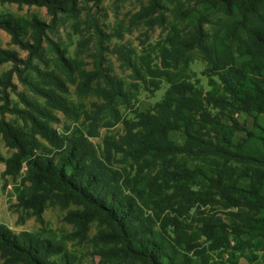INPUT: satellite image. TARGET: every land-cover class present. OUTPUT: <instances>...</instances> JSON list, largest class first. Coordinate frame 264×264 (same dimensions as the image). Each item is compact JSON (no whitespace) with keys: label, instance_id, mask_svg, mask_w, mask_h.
I'll return each instance as SVG.
<instances>
[{"label":"trees","instance_id":"1","mask_svg":"<svg viewBox=\"0 0 264 264\" xmlns=\"http://www.w3.org/2000/svg\"><path fill=\"white\" fill-rule=\"evenodd\" d=\"M99 2L0 0L45 7L50 16L45 24L0 15L10 42L26 51L20 58L0 47V65L12 64L0 76V137L12 150L7 158L0 155V177L19 178L18 206L39 222L48 206H72L65 220L76 239L96 224L91 244L99 264H194L196 258L205 264L208 251H226L231 243L246 257H264V15L248 3L231 9L234 0H146L131 23L158 13L162 24L167 11L172 25L158 47V65L141 57L144 68L132 64V70L137 79L144 70L167 88L151 108L122 118L118 106L131 99L121 82L100 62L87 70L84 62L65 57L47 36L58 16L78 22L91 11L89 3L96 8ZM85 20L92 26V18ZM191 52L206 66L207 90L184 74ZM47 53L54 55V69L40 70ZM14 75L32 93L18 94L22 108L10 105L7 95L16 88ZM68 85L77 98L100 101L80 110L66 98ZM6 112L21 124L6 121ZM57 113L81 120L84 133L69 126L59 133L52 126ZM238 113L250 125L237 122ZM117 123L122 133L103 137L98 152L89 138ZM0 260L78 264L61 243L2 224Z\"/></svg>","mask_w":264,"mask_h":264},{"label":"rangeland","instance_id":"2","mask_svg":"<svg viewBox=\"0 0 264 264\" xmlns=\"http://www.w3.org/2000/svg\"><path fill=\"white\" fill-rule=\"evenodd\" d=\"M234 2V5L231 4V9L236 6L246 7L248 3L264 15V2L257 0H234ZM145 4L146 0H100L98 6L94 8L89 3L87 6H90L91 11L87 15L83 11L78 22L65 16H58L52 31L47 32L48 38L56 43L59 49L65 50V57L77 58L84 62V68L87 70H93L95 68L94 63L100 62L110 75L121 82L127 97L131 99L127 106H118L122 118H132L134 111H144L151 108L154 103L161 99L167 88V84L164 81L150 80L144 70H141L142 78L137 79L132 70V64H138V66L144 68L141 63V57H145L146 63L151 67L158 65L156 56L158 47L170 33L169 30L172 25V18L167 11L163 12L165 21L162 24H159L157 20L158 13L150 14L149 17L139 23H131V14L138 12L140 6ZM198 8L200 9L202 6ZM0 15H9L26 20L36 18L45 24L50 22V16L47 14L45 7L0 3ZM86 18H92V26L90 20L86 21ZM192 22H194V18ZM95 26L100 33L95 30ZM0 47L16 51L20 58L26 57V51H21L16 45L12 44L10 36L1 28ZM43 47L46 48V44H43ZM44 60L46 61V66L40 64L39 69L53 70L54 55L47 53ZM32 62L35 64L36 60ZM127 64L131 66L128 67L129 65ZM11 67V63L0 65V76ZM25 73H28V70ZM184 74L189 81L196 82L197 86L203 90L208 89L209 74L204 62L199 59L196 52L189 53ZM12 82L16 88L11 91L7 90L10 105H17L22 108L18 94L32 95V93L18 81L15 75L12 77ZM151 82H156L158 87L155 88ZM68 89L69 93L66 98L75 106L79 105L80 110H89L90 102L100 101L94 96L79 99L74 94L73 85H68ZM38 99L40 100V98ZM233 117L241 125H250V119L242 113L235 114ZM4 118L8 122L21 124V120L9 112L4 114ZM57 118L59 119L58 123L52 126L59 133L66 131L68 126L72 131L80 130L84 133L85 127L81 120L72 122L61 113H57ZM121 133L122 126L117 123L110 129L99 127L98 136L91 137L89 140L100 152L103 137H117ZM174 139L176 142H182V138L178 134H176ZM11 153L12 150L4 145L0 137V155L7 158ZM3 169L4 165L0 164V174ZM20 174H24V169H22ZM18 182L19 178L13 180L0 177V224L5 225L16 233L27 231L38 235L40 238L61 243L75 257L78 264H99L100 257L95 251L96 247L91 244V237L97 231L96 224L94 222L89 224L85 238L78 240L72 234L74 232L73 224L65 220L67 212L72 210L73 207L62 209L56 205L48 206L41 215V222L37 221L33 215L22 210L17 204L14 189ZM222 218L224 222H229L226 216ZM232 246L233 244L231 243V247L226 251H208L204 256L207 259L205 264H264V257L260 254L246 257L238 250H234ZM0 264L5 263L0 260ZM194 264L203 263L201 259L196 258Z\"/></svg>","mask_w":264,"mask_h":264}]
</instances>
